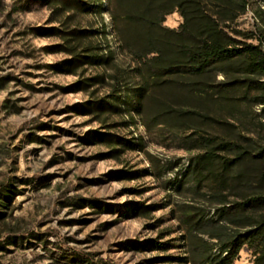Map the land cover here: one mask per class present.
I'll return each mask as SVG.
<instances>
[{
	"label": "rangeland",
	"instance_id": "rangeland-1",
	"mask_svg": "<svg viewBox=\"0 0 264 264\" xmlns=\"http://www.w3.org/2000/svg\"><path fill=\"white\" fill-rule=\"evenodd\" d=\"M245 1L226 32L264 49V0ZM115 13V0H0V264H192L194 243L217 241L207 231L246 229L221 220L239 202H264L263 106L154 86ZM183 21L175 10L163 24ZM223 137L263 149L231 171L232 188L221 165L201 182L192 169L199 139ZM221 200L232 208L218 212ZM233 264H264V247L246 243Z\"/></svg>",
	"mask_w": 264,
	"mask_h": 264
},
{
	"label": "trees",
	"instance_id": "trees-1",
	"mask_svg": "<svg viewBox=\"0 0 264 264\" xmlns=\"http://www.w3.org/2000/svg\"><path fill=\"white\" fill-rule=\"evenodd\" d=\"M115 5L114 18L120 46L139 61L142 77L150 79L154 86L161 85L162 80L190 87L200 85L201 90L195 91V94L203 102L216 100L224 103L243 99L262 105L264 111V49L261 44L236 40L225 29L227 21L236 19L246 9L245 0H115ZM175 10L182 14L184 21L179 29L167 28L163 24L165 17ZM220 75L222 79H219ZM119 90L114 89V92ZM223 112L224 115L229 114L227 110ZM201 139L198 143L200 151L192 163V169L199 177L198 182L203 181L206 175H217L216 167L221 165V185L232 188L231 171H239L241 160L247 155L263 151L262 148L252 149L240 144L239 139L223 137L219 143L213 138L205 139L204 143ZM231 153L236 156L230 157ZM1 190L0 195H5L7 185ZM220 203L223 206L218 212L232 208L226 200ZM263 203L262 195L239 202L241 212L233 218L221 220L246 229L207 231L210 238L217 241L210 244L201 239L202 242L194 243L190 253L192 259L188 256L184 261H191L192 264H233L246 243L259 241L264 247V213L255 215L247 212L249 208ZM211 221L202 215L196 224L204 226ZM221 227L227 228L224 225ZM165 245L160 243L153 247Z\"/></svg>",
	"mask_w": 264,
	"mask_h": 264
}]
</instances>
